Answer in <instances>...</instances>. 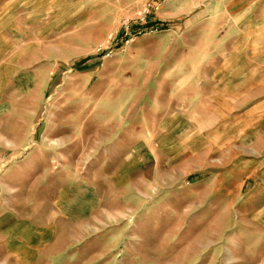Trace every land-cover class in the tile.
I'll use <instances>...</instances> for the list:
<instances>
[{
  "label": "rangeland",
  "instance_id": "rangeland-1",
  "mask_svg": "<svg viewBox=\"0 0 264 264\" xmlns=\"http://www.w3.org/2000/svg\"><path fill=\"white\" fill-rule=\"evenodd\" d=\"M0 264H264V0H0Z\"/></svg>",
  "mask_w": 264,
  "mask_h": 264
},
{
  "label": "crops",
  "instance_id": "crops-1",
  "mask_svg": "<svg viewBox=\"0 0 264 264\" xmlns=\"http://www.w3.org/2000/svg\"><path fill=\"white\" fill-rule=\"evenodd\" d=\"M7 46V45H6ZM11 71V70H10ZM3 72V75H2V77L3 78H6V77H8V76H5L6 74H8L9 73V70L8 69H6V70H3L2 71ZM6 73V74H5Z\"/></svg>",
  "mask_w": 264,
  "mask_h": 264
},
{
  "label": "built area",
  "instance_id": "built-area-1",
  "mask_svg": "<svg viewBox=\"0 0 264 264\" xmlns=\"http://www.w3.org/2000/svg\"><path fill=\"white\" fill-rule=\"evenodd\" d=\"M156 3V2H155Z\"/></svg>",
  "mask_w": 264,
  "mask_h": 264
}]
</instances>
